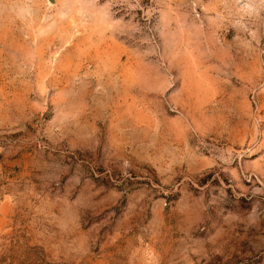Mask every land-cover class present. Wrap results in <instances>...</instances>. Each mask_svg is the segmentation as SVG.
<instances>
[{
    "label": "rangeland",
    "instance_id": "374dc122",
    "mask_svg": "<svg viewBox=\"0 0 264 264\" xmlns=\"http://www.w3.org/2000/svg\"><path fill=\"white\" fill-rule=\"evenodd\" d=\"M0 264H264V0H0Z\"/></svg>",
    "mask_w": 264,
    "mask_h": 264
}]
</instances>
